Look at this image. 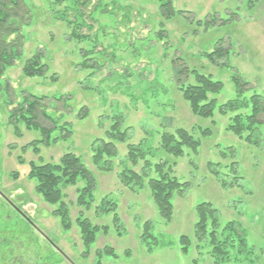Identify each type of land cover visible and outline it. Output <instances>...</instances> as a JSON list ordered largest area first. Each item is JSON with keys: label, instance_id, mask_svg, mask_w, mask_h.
Masks as SVG:
<instances>
[{"label": "rangeland", "instance_id": "1", "mask_svg": "<svg viewBox=\"0 0 264 264\" xmlns=\"http://www.w3.org/2000/svg\"><path fill=\"white\" fill-rule=\"evenodd\" d=\"M51 1L27 0L33 18L23 31V54L2 80L10 91L0 89V246L14 258L27 259L37 250L42 258L51 257L47 264H214L208 239H196V207L211 203L219 232L227 223H236L252 252L247 261L231 264H264V127L254 139L257 145H252L229 131L233 113L223 115L217 109L209 119L193 114L181 88L196 79L178 74V67L188 68L221 81L223 91L212 97L219 106L238 98L236 75L248 83L245 101L254 94L264 97V0H172L177 14L170 20L160 16L157 0H90L80 9L83 20L74 1L62 0L52 7ZM211 18L224 24L206 28L204 22ZM75 29L84 38L74 39ZM221 45L230 51L226 66L203 56ZM86 50H93L90 59L82 56ZM38 53L48 73L44 78L24 77L25 62ZM84 61L96 69H82ZM26 92L69 99L70 107L58 106L65 114L59 126L69 124V139L32 147L42 141L40 131L21 126V135L14 133L7 103L10 97L20 102ZM119 116L124 119L122 130H130L129 139L117 144L113 170L100 172L92 161V144L107 139ZM179 129L200 142L197 152L185 149L179 158L161 152V136ZM142 142L144 150L154 154L133 167L128 146ZM71 152L97 175L98 188L90 210L76 205L82 184L63 188L71 224L66 231L53 216L59 205L46 203L36 193L29 164H58ZM145 162L174 164L175 176L189 185L174 195L170 221L160 216L148 187L157 177L154 170H147L143 186L134 191L122 183L124 169L143 174ZM106 197L116 204L115 213L96 211ZM81 216L102 230L89 248L77 224ZM184 236L191 239L187 253L182 252ZM107 250L113 255H106Z\"/></svg>", "mask_w": 264, "mask_h": 264}, {"label": "trees", "instance_id": "2", "mask_svg": "<svg viewBox=\"0 0 264 264\" xmlns=\"http://www.w3.org/2000/svg\"><path fill=\"white\" fill-rule=\"evenodd\" d=\"M51 1V0H50ZM62 0L50 2V6L56 3H61ZM77 4L78 9L75 11L83 20L85 13L80 10L87 7L90 0H70ZM160 3V16L166 20L173 18L177 12L173 7L172 0H157ZM129 11L128 9L126 10ZM130 13V12H129ZM182 12H179L181 14ZM32 11L27 0H0V89L5 88L10 91L11 87L6 84L3 86V78L9 68L14 67L17 61L22 57L24 48L23 31L29 27L32 22ZM224 21L218 24L216 18H211L204 22L206 28L223 25ZM84 25L78 26V29ZM75 31V32H74ZM72 32L74 39L80 40L84 38L78 34L77 29ZM219 42L218 45H220ZM93 50L83 52L84 58H89ZM229 49L216 46L214 51L204 53L212 64L217 66H226V60L229 56ZM102 54V53H100ZM42 55L38 53L35 57L28 59L22 68L24 77L26 78H44L48 73V68L41 63ZM180 60L179 58H177ZM98 65V62H97ZM82 69H96V65L90 66L87 61L81 64ZM178 74L192 75L196 79L194 84L182 83L184 100L190 105L192 113L205 118H213L217 109L223 115L233 113L229 131L234 133L240 139H244L246 143L257 145L255 138L260 137L261 128L264 127V97L259 94L252 95L248 100H244L245 92H247V82H244L238 75L233 77V83L236 86L238 98L230 100L227 104L218 105L216 98L223 89L224 84L221 81L214 80L211 76L201 75L196 71H188V68H180ZM179 79V78H178ZM182 80V79H181ZM187 85V86H186ZM10 97L7 106L9 121L8 124L13 128L17 136L21 135L20 127H26L28 130L40 131L43 139L31 144L32 147H37L39 144L56 143L59 140H67L71 135V131L66 130L68 123L61 126L60 123L64 119L65 114L60 112L58 106L62 104L64 108L70 107L69 99L66 96L54 97L50 100L47 96H36L26 92V95L21 94L20 102L15 103ZM52 109V111H50ZM242 110H249L246 114L239 113ZM60 113V114H59ZM239 113V114H236ZM53 115H56L54 118ZM84 111L81 116L84 117ZM113 126L106 133V140L99 139L92 144V161L96 169L100 172H110L113 170V160L119 155L117 144H125L129 139V128L122 130L124 119L122 116L114 118ZM41 121L50 123V127L44 126ZM59 132L60 137H55V133ZM207 134V133H205ZM247 134V136H246ZM55 137V138H54ZM52 140V141H51ZM143 142L138 145L128 146V161L133 167L139 164L140 160L146 159L147 155H152V150H144ZM200 147V142L195 140L193 135L183 129L176 130L175 133H164L161 136L160 148L161 152L167 155L179 158L185 153V149L192 152H197ZM38 153V148H35ZM174 164L159 163L152 165L145 162L143 174L136 173L133 169L127 168L120 173L122 183L130 190H135L136 187H142L144 179L148 176L147 170H154L157 177L151 178L148 182V187L151 191L153 202L158 209L160 216L166 221H170L173 213V198L174 195L182 194L188 189V183H181L175 176L173 170ZM29 178L36 183V193L42 196L44 201L52 206L59 205V209L53 213V216L60 219L63 228L66 231L71 229L69 222V208L64 203L65 194L63 188L77 187V202L76 205L90 210L96 202L95 193L98 188L97 175L90 170L84 161L74 153H66L58 164L31 162ZM150 173V172H149ZM116 204L109 198H104L99 207L96 209L98 213L110 214L115 213ZM197 224H196V239L198 242L204 243L209 241L212 247L211 257L214 264H231L232 261L241 262L247 261V257L252 253L249 249L248 240L245 232L237 226L236 223L230 222L220 230V223L217 218V210L211 203H200L196 207ZM119 221L115 218V223ZM78 227L81 230L82 240L86 247H90L96 240L100 231L99 227L93 226L92 223L81 216L77 221ZM209 226L211 227L209 232ZM107 232V228L104 229ZM149 231V224L145 227V232ZM148 233L145 234L147 237ZM182 252L187 253L191 244L189 237H182ZM3 250V252H2ZM0 246V264H47L52 262L51 257L42 258L38 253L32 252L25 258H14L10 250L5 251ZM106 255H113V252L106 251ZM101 257V256H100ZM16 259V260H15ZM13 260V261H12ZM51 260V261H50Z\"/></svg>", "mask_w": 264, "mask_h": 264}]
</instances>
